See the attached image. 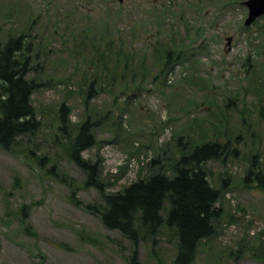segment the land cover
<instances>
[{"label":"rangeland","instance_id":"374dc122","mask_svg":"<svg viewBox=\"0 0 264 264\" xmlns=\"http://www.w3.org/2000/svg\"><path fill=\"white\" fill-rule=\"evenodd\" d=\"M244 1L0 0V43L32 44L40 123L0 149V264H130L133 245L102 225V198L70 159L62 105L71 141L91 124L79 156L109 194L151 161L171 175L193 146L229 138L235 153L204 164L221 215L193 264H264V195L243 183L252 160L264 173V20L244 27ZM163 46L181 51L173 66ZM156 242L139 243V264H172L173 231Z\"/></svg>","mask_w":264,"mask_h":264},{"label":"trees","instance_id":"16d2710c","mask_svg":"<svg viewBox=\"0 0 264 264\" xmlns=\"http://www.w3.org/2000/svg\"><path fill=\"white\" fill-rule=\"evenodd\" d=\"M31 45L24 34L10 35L0 43V149L4 151H9L20 138L33 136L40 129L32 104L38 84L29 76L33 69ZM67 114L62 105L60 130L65 141H69L70 159L86 172V185L97 189L102 198V211H98V215L103 226L119 232L133 245L130 264H139V243L144 241L156 246L163 228L173 231L177 239L172 264H193L201 242L214 235V224L221 215L216 208L221 194L210 185L204 164L222 159L229 151L235 153L229 139L225 142L209 140L193 146L171 164V175L163 171L159 161H151L149 167H155L152 174L109 194L95 166L86 164L79 156L95 145L91 124H79L71 141L66 134ZM257 168V162L252 160L243 183L264 194V173ZM24 230L35 236L29 226L24 225Z\"/></svg>","mask_w":264,"mask_h":264},{"label":"water","instance_id":"95a60500","mask_svg":"<svg viewBox=\"0 0 264 264\" xmlns=\"http://www.w3.org/2000/svg\"><path fill=\"white\" fill-rule=\"evenodd\" d=\"M244 5L249 10L245 25H250L256 18L264 14V0H248Z\"/></svg>","mask_w":264,"mask_h":264}]
</instances>
